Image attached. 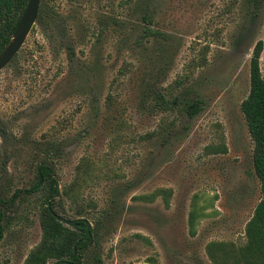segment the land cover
Returning a JSON list of instances; mask_svg holds the SVG:
<instances>
[{"label":"rangeland","instance_id":"374dc122","mask_svg":"<svg viewBox=\"0 0 264 264\" xmlns=\"http://www.w3.org/2000/svg\"><path fill=\"white\" fill-rule=\"evenodd\" d=\"M40 9L55 18L36 23L0 72L9 193L33 185L36 143L57 141L60 216L84 211L92 228L102 220L103 264H233L223 253L246 243L262 196L241 104L264 43V0H41ZM260 69L264 79V49ZM158 95L174 108L158 110ZM28 215L0 242V264H24L41 242L39 214ZM213 242L225 245L216 263Z\"/></svg>","mask_w":264,"mask_h":264},{"label":"trees","instance_id":"16d2710c","mask_svg":"<svg viewBox=\"0 0 264 264\" xmlns=\"http://www.w3.org/2000/svg\"><path fill=\"white\" fill-rule=\"evenodd\" d=\"M29 0H0V54L8 45L23 16ZM53 11H39L37 23H47L54 19ZM146 21H150L147 17ZM145 36L155 37L159 33L149 27L144 29ZM264 43L259 41L253 51L250 65V93L242 102L241 110L255 143L254 166L260 181L261 199L254 214L246 225V243L237 251L223 253L224 262L233 264H264V79L260 69V59ZM201 100L196 98L190 103V117L201 111ZM164 95L155 97L158 110L168 112L174 108ZM0 134L4 132L0 128ZM37 159L35 181L30 188L17 189L10 194L5 178L7 169L0 172V242L11 234L16 222H26L28 213L39 214L42 229L41 242L30 252L24 264H103L97 252L98 236L102 220L89 230L83 221L84 211H78V224L70 229L58 220L62 214V191L56 175V167L61 160L64 147L57 141L37 142L34 148ZM62 208V209H60ZM224 243L213 242L208 246V254L216 263L215 252L224 249Z\"/></svg>","mask_w":264,"mask_h":264},{"label":"water","instance_id":"95a60500","mask_svg":"<svg viewBox=\"0 0 264 264\" xmlns=\"http://www.w3.org/2000/svg\"><path fill=\"white\" fill-rule=\"evenodd\" d=\"M41 0H29L23 16L21 17L19 24L12 36V39L8 45L4 48L0 54V72L6 68L17 56L22 49L27 37L31 33L33 27L37 23L39 11H40ZM58 220L71 228H76L78 220H68L64 217L58 216ZM89 230H91V223L84 219L83 220ZM60 261L56 264H62Z\"/></svg>","mask_w":264,"mask_h":264}]
</instances>
